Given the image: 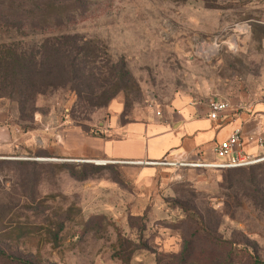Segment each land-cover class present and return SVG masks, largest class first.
Returning <instances> with one entry per match:
<instances>
[{
    "label": "rangeland",
    "instance_id": "obj_1",
    "mask_svg": "<svg viewBox=\"0 0 264 264\" xmlns=\"http://www.w3.org/2000/svg\"><path fill=\"white\" fill-rule=\"evenodd\" d=\"M82 32L140 93L99 109L75 91L23 99L0 81L9 125L35 139L0 153V264H264V160L242 170L71 163L40 141L63 123L102 136L117 110L124 125L180 103L264 95V0H113ZM107 87L94 83L98 97Z\"/></svg>",
    "mask_w": 264,
    "mask_h": 264
},
{
    "label": "trees",
    "instance_id": "obj_2",
    "mask_svg": "<svg viewBox=\"0 0 264 264\" xmlns=\"http://www.w3.org/2000/svg\"><path fill=\"white\" fill-rule=\"evenodd\" d=\"M112 5L113 0H0V81L35 102L59 91H75L84 107H107L120 93L132 101L140 90L125 64H103L99 39L82 32ZM103 79L109 87L98 97L94 83ZM64 167L77 180L88 177L85 166Z\"/></svg>",
    "mask_w": 264,
    "mask_h": 264
},
{
    "label": "crops",
    "instance_id": "obj_3",
    "mask_svg": "<svg viewBox=\"0 0 264 264\" xmlns=\"http://www.w3.org/2000/svg\"><path fill=\"white\" fill-rule=\"evenodd\" d=\"M243 97L247 100L231 104L234 107L240 103L250 104L253 110L237 112L233 109L219 122L209 119L208 105L180 103L175 108H168L161 117L151 116L148 121L125 125L119 121L122 110L116 109L112 125L103 128L102 136H93L78 126L63 123L44 136L48 140L42 137L40 141L42 145L47 144L45 149L50 155L75 161L113 160L121 164L164 160L218 162L214 148L236 129H241L245 152L262 156L257 138L264 130V95ZM8 121L6 112L0 110V153L12 152L23 144L33 145L35 139L30 140L13 131Z\"/></svg>",
    "mask_w": 264,
    "mask_h": 264
},
{
    "label": "built area",
    "instance_id": "obj_4",
    "mask_svg": "<svg viewBox=\"0 0 264 264\" xmlns=\"http://www.w3.org/2000/svg\"><path fill=\"white\" fill-rule=\"evenodd\" d=\"M208 117L213 122H219L226 118L228 112L235 109L237 112L252 111L253 107L250 104L240 103L234 107L231 102L226 100H211L208 104ZM158 116L161 114L158 113ZM250 140H253L251 138ZM257 144L260 149L264 148V130L257 138ZM214 154L218 158V162H130L127 164L145 165L150 167H165V168H193V169H209V170H235L242 169L258 164L264 160L263 156H254L245 152L243 148V134L241 129H236L232 135L224 142H221L214 148ZM71 163H83L90 161H75L67 160ZM98 164L101 161H92ZM120 163V162H116Z\"/></svg>",
    "mask_w": 264,
    "mask_h": 264
},
{
    "label": "bare ground",
    "instance_id": "obj_5",
    "mask_svg": "<svg viewBox=\"0 0 264 264\" xmlns=\"http://www.w3.org/2000/svg\"><path fill=\"white\" fill-rule=\"evenodd\" d=\"M41 160V159H40Z\"/></svg>",
    "mask_w": 264,
    "mask_h": 264
}]
</instances>
